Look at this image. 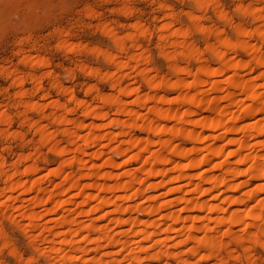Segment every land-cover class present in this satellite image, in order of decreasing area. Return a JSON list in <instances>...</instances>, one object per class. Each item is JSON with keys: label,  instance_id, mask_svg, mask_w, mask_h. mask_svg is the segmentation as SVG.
I'll return each instance as SVG.
<instances>
[{"label": "clouds", "instance_id": "9594fccd", "mask_svg": "<svg viewBox=\"0 0 264 264\" xmlns=\"http://www.w3.org/2000/svg\"><path fill=\"white\" fill-rule=\"evenodd\" d=\"M0 81V264H264V0H0ZM209 98L239 133L215 181L157 135Z\"/></svg>", "mask_w": 264, "mask_h": 264}, {"label": "bare ground", "instance_id": "6f19581e", "mask_svg": "<svg viewBox=\"0 0 264 264\" xmlns=\"http://www.w3.org/2000/svg\"><path fill=\"white\" fill-rule=\"evenodd\" d=\"M226 44H228V42H225ZM62 45H67V47H75V44L73 43H69L67 42L66 44H62ZM78 47V46H76ZM189 49H190V55L193 57H196L197 59L200 56V51L198 49V47H193L191 44L188 45ZM212 51L214 52L215 49L213 48ZM47 61L46 58L41 57L38 58V63H40L41 65L45 64ZM50 75V74H49ZM211 75L213 77H215L216 75V70L214 69L213 72L211 73ZM180 84L179 82L176 85H170V88H177L179 87ZM186 87H190V85H187ZM128 98H131V94L129 95ZM105 100L106 103L108 104H116L119 102V97L117 96H106L103 98ZM161 99L163 100V96L161 97ZM177 99H187L188 103L185 105L186 108H188V106L192 105L193 101L196 100L195 96H191L188 98H184V97H179L178 93L175 91H172L169 93V98L167 101H165V103H174L175 100ZM145 103L147 104H151V97H148L145 100ZM201 107H203V111H200ZM149 112L152 111V108L149 107L148 109ZM158 115L160 117H162L161 120V126L160 128L157 130V135H175V136H180L181 134H183L185 136L186 142H187V150L185 151H181L177 154V159H182L184 157L187 156L188 151L191 150L192 147V143H196L198 146L203 147L204 145H210L213 152L215 153L214 159H213V169L215 174L211 177V179L213 181H215L216 179H219L220 176V166L218 161L221 160L222 155L226 153L227 157L229 159H231L233 157V152L231 151V149L233 147H235L236 144V137L238 136V132L237 133H233L231 128H228L226 131H223L222 135L224 137V140H221L218 137V134L221 133V127H220V122L217 121L216 119H214V116L216 115V113L213 111V98H209L207 101V104H204V101H198L194 108L189 112V111H183L180 114V118L181 119H189L190 123L188 125V129L187 131H185V129H174L173 126L176 123V113L173 112L171 114V117L169 118V114L166 112H160L158 113ZM239 119V118H237ZM151 130V128H150ZM195 133V134H194ZM145 135H147V133H145ZM203 136V140L200 139V137ZM215 140V143H211V141ZM226 141V143H225ZM137 145H139L141 143V141L138 139L136 141ZM148 151V146L147 144H145V146L141 149V152H146ZM172 151H176L175 148L172 149ZM152 154H155L154 152ZM99 162V161H97ZM105 163H107V161H105ZM161 163H165V161H161ZM197 164L198 166L193 167L192 165ZM186 167L189 168V172L190 175L192 176H196L198 179L201 176H208L209 174L206 172H201V169L204 167H208L207 164L204 163V160L201 159L199 161L193 162V161H189L186 164ZM40 175V174H39ZM52 175H57L58 173H55V170H53V174ZM50 177V176H47ZM42 178V177H41ZM159 178V174L157 173V177ZM49 179V178H48ZM67 178L65 177V180ZM222 182V181H221ZM32 183L35 184L36 183V178L34 177L32 180ZM63 183V181H57L56 187L57 189L59 188L60 184ZM204 187H210V184L208 182H205ZM43 188V185H41V189ZM83 190H81L82 192ZM43 191H41V195H43ZM80 193L77 194V197H75L74 199H78ZM225 195H227V193H225ZM38 198V197H37ZM87 199V197H85V200ZM207 199L205 196H201V200H205ZM215 203V201L213 202ZM48 204H50V200L48 201ZM236 205V201L233 200L232 201V207H235ZM47 206V204H46ZM51 211V209H49ZM208 212L211 216L215 217V222L219 223L221 225L226 224L228 222H236L238 223V219L237 214L235 212H233V214L231 216H228L227 213L225 212H217L214 211L212 208L208 209ZM186 215V213H183ZM200 215H203V212L199 213ZM55 215H59V213H55ZM47 219V217H45ZM63 218V217H61ZM178 226V225H177Z\"/></svg>", "mask_w": 264, "mask_h": 264}, {"label": "rangeland", "instance_id": "374dc122", "mask_svg": "<svg viewBox=\"0 0 264 264\" xmlns=\"http://www.w3.org/2000/svg\"><path fill=\"white\" fill-rule=\"evenodd\" d=\"M82 39V38H81ZM69 43H73V44H75V48H80L81 47V42H80V40L79 39H74V40H72V41H69ZM84 43H87V41L85 40L84 41ZM76 46H78V47H76ZM61 47H67V45H61ZM71 48V47H70ZM4 55H7V53H4ZM45 58V57H44ZM47 59V58H46ZM48 83V81L47 80H45V84H47ZM0 84H4V81H0ZM25 87H30L29 85H25ZM50 177H45V176H43V174L41 173L40 174V178L44 181V183H47V181L51 178V175H49ZM49 178V179H48Z\"/></svg>", "mask_w": 264, "mask_h": 264}]
</instances>
